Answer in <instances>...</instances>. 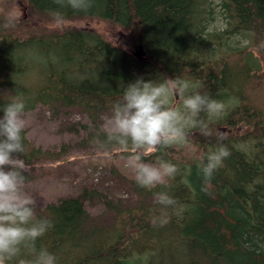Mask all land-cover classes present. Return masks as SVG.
<instances>
[{"label":"trees","instance_id":"trees-1","mask_svg":"<svg viewBox=\"0 0 264 264\" xmlns=\"http://www.w3.org/2000/svg\"><path fill=\"white\" fill-rule=\"evenodd\" d=\"M17 2L25 11L18 24L0 25V105L20 95L25 111L38 105L78 109L93 125L84 127L88 140L123 156L132 146L107 143L97 119L110 115L123 85L138 75H180L224 105L215 116L201 113L209 135L188 129L187 139L201 155L174 162L177 174L162 184L143 188L127 178L128 201L85 187L36 208L37 216L52 222L37 247L56 253L58 264H264V112L241 97L245 74L264 67L251 50L264 52V0H94L86 11L57 0ZM8 3L0 0V12ZM55 10L64 16L59 29L50 15ZM96 19L128 30L123 44L137 45L142 55L128 53L99 30L70 24ZM235 38L248 45L236 46ZM169 102L178 101L173 95ZM218 132L228 155L202 191L197 164L217 143ZM22 135L28 165L57 157L36 147L25 130ZM173 146L151 156L172 161ZM162 190L182 207L153 224L154 193ZM96 198L105 206L102 222L86 208V200ZM21 255L31 252L25 247Z\"/></svg>","mask_w":264,"mask_h":264},{"label":"clouds","instance_id":"clouds-1","mask_svg":"<svg viewBox=\"0 0 264 264\" xmlns=\"http://www.w3.org/2000/svg\"><path fill=\"white\" fill-rule=\"evenodd\" d=\"M93 2L57 0L61 7L75 11H86ZM22 15L17 0H9L8 6L0 12V25L14 28ZM50 15L53 25L62 28L63 13L55 10ZM173 95L181 103L182 110L169 102ZM223 107L222 101L209 92H202L197 83L180 75L148 79L138 75L123 85L120 97L111 104L110 115L105 118L102 130L107 143L132 146L126 157L127 164L134 172L137 185L151 189L162 184L165 177L175 176L178 165L159 156L154 161L145 160L141 150L159 151L185 142L189 128L209 135V121L202 119L201 113L212 117ZM25 108V100L20 95H13L0 105V264H58L56 253L36 245L37 238L49 230L52 222L36 215V200L27 187L29 166L22 158ZM223 135V132L217 133V143L197 164L202 191H207L214 172L228 155L221 142ZM154 195L158 207L151 209L153 224L166 222L172 212L182 207L167 190L157 191ZM25 247L31 252L27 258L21 255Z\"/></svg>","mask_w":264,"mask_h":264},{"label":"rangeland","instance_id":"rangeland-1","mask_svg":"<svg viewBox=\"0 0 264 264\" xmlns=\"http://www.w3.org/2000/svg\"><path fill=\"white\" fill-rule=\"evenodd\" d=\"M21 10L24 14L23 8ZM70 24L99 30L112 43L123 45L128 53L134 56L142 55L137 45L123 44V36L129 32L121 26L98 19ZM233 43L239 47L248 45L246 40L238 38H235ZM262 48L264 49V46ZM251 50L260 62H264V52ZM245 75L242 89L244 96H241L244 103L257 106L264 112V67ZM177 101L174 104L182 110L181 103L178 99ZM23 116L28 139L36 147L58 154L57 157L40 159L28 165L27 187L35 197L36 208L43 209L47 204L62 197L78 195L85 187L98 188L117 201L133 199L126 179H134V172L127 164V155L123 156L120 150H114L110 154L96 146L94 141L88 140V131L84 127L93 125L86 114L73 108L54 111L48 106L38 105L31 111H25ZM106 117L97 119L101 129ZM189 140L190 138L185 142H178L171 148L169 156L173 162H187L200 157L199 148ZM141 151L144 156H148V161L155 160L151 156L154 152L151 149ZM168 178L165 177L164 181ZM86 208L92 217H97L102 222L101 215L105 212V206L100 200L87 199Z\"/></svg>","mask_w":264,"mask_h":264},{"label":"bare ground","instance_id":"bare-ground-1","mask_svg":"<svg viewBox=\"0 0 264 264\" xmlns=\"http://www.w3.org/2000/svg\"><path fill=\"white\" fill-rule=\"evenodd\" d=\"M82 81V80H81ZM88 125V124H87ZM190 165V164H189ZM184 192V191H183Z\"/></svg>","mask_w":264,"mask_h":264}]
</instances>
